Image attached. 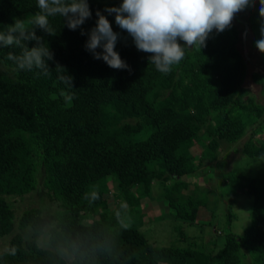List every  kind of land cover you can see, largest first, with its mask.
Wrapping results in <instances>:
<instances>
[{
    "label": "trees",
    "instance_id": "16d2710c",
    "mask_svg": "<svg viewBox=\"0 0 264 264\" xmlns=\"http://www.w3.org/2000/svg\"><path fill=\"white\" fill-rule=\"evenodd\" d=\"M88 3L92 16L75 31L60 16L49 18L55 36L36 30L54 53V60L47 61L51 75L37 68L18 69L7 55H19L21 49L0 46V63L10 70L0 68V238L10 236L0 250V264H264V176L223 173L230 193L243 191L251 197L252 219L242 233H226L215 251L158 246L139 227V205L151 196L156 180L175 219L210 224L214 212L205 195L197 186L189 190L203 160H217L221 142H236L249 127L254 134L264 133V103L243 85L249 55L240 26L232 22L223 32L213 30L206 46L186 50L183 61L165 75L148 64L150 54L136 49L114 14L104 11L122 0ZM259 7L255 0L243 10L249 12L254 41L261 38L264 24ZM97 10L119 34L115 50L128 69H113L86 50ZM38 11L37 0H0V32L14 18L29 19ZM260 56L264 64V54ZM57 63L73 78V88L58 79L66 73H57ZM252 79L264 90V72H253ZM61 90L73 94L70 108L64 107ZM53 94L57 99L50 98ZM197 146L199 155L192 151ZM243 151L250 158L264 157V138L255 142L249 137ZM39 170L43 189L58 207L50 215L55 223L49 225L40 207L25 208L16 217L5 197L36 189ZM93 190L100 198L89 203L85 193ZM121 203L128 206L123 214L128 228L115 217ZM202 208L210 217L204 222ZM135 213L139 224L130 221ZM44 237L48 246L40 242ZM204 237L215 243L201 232ZM13 246L16 254L9 255Z\"/></svg>",
    "mask_w": 264,
    "mask_h": 264
},
{
    "label": "clouds",
    "instance_id": "9594fccd",
    "mask_svg": "<svg viewBox=\"0 0 264 264\" xmlns=\"http://www.w3.org/2000/svg\"><path fill=\"white\" fill-rule=\"evenodd\" d=\"M254 4L255 0H122L118 7H106L104 11L114 14L116 25L127 32L138 51L150 54L148 64L167 75L183 61L186 50H200L206 46L213 30L223 32L230 28L234 14ZM259 4V16L264 21V0H259ZM37 6L39 11L31 18H14L13 23L7 25V31L0 32V46L21 49L19 55L12 52L7 55L18 69L30 71L37 68L43 74L51 75L47 61L54 60V53L36 30L55 36L56 31L49 18L60 16L66 26L75 31L91 18L92 12L88 0H37ZM96 17L95 26L87 33L86 50L94 59H102L113 69H128L115 50L119 34L113 31L110 21L100 10L96 11ZM81 35H85L83 30ZM29 41H35V46L29 47ZM180 41L184 42L183 45ZM255 46L264 54V24L261 26V38L255 41ZM98 48L102 51L97 52ZM55 70L66 73L58 75V79L73 88V78L66 69L57 63ZM59 95L63 97L64 107L70 108L73 94L61 90ZM50 98L57 99V96L53 94ZM84 198L92 203L100 198L99 192L85 193ZM127 207L126 203H121L115 212L116 220L123 228L130 227L123 215ZM16 251L15 246L7 249L9 255H15Z\"/></svg>",
    "mask_w": 264,
    "mask_h": 264
},
{
    "label": "rangeland",
    "instance_id": "374dc122",
    "mask_svg": "<svg viewBox=\"0 0 264 264\" xmlns=\"http://www.w3.org/2000/svg\"><path fill=\"white\" fill-rule=\"evenodd\" d=\"M259 14V8L256 9ZM237 15L240 19H244L247 23L249 12H239ZM237 23L241 31L243 30V24L239 23L237 18L234 17L233 21ZM249 25V24H248ZM255 35L248 28L245 45L243 49L248 51V74L243 82V85L247 87L250 94L253 95L256 100L264 103V90L261 84L254 82L252 79V73L258 71L264 72V64L261 61V52L253 44ZM258 40V39H257ZM242 48V43H241ZM0 68L7 70L5 66L0 63ZM10 72V70H7ZM253 137V140L257 142L260 138H264V133H253L252 128H248L247 132L236 142H221L217 150V160L209 161L203 160V164L199 167V173L192 180L189 186V190L197 186L200 195L204 194L208 208L214 212V219L209 224H189L180 219H175L171 213L172 209L165 206L161 194L163 192V185L159 181H154L151 189V196L142 199L139 205L143 213L141 217V225L139 226L145 236L158 246H191L200 247L206 246V248H212L217 250L224 241V236L228 232L242 233L244 228L250 223L251 216V197L243 191H237L232 194L226 186V182L223 178V173L227 171H236L238 173H248L253 175L264 176V157L250 158L247 157L243 151L244 142ZM200 146L195 147L192 151L199 155L201 151ZM43 171L39 170L37 173V187L31 192L23 195H6V200L9 201L16 217L22 213L25 208L28 207H40L43 210L44 217L47 225L55 223L50 215L54 213L58 207L55 201H52L45 190L42 187ZM109 188L113 191L112 183H109ZM110 209H113V197L112 193L105 195ZM169 212V213H168ZM201 220L209 219V211L202 208ZM230 213V214H229ZM229 215V216H228ZM137 214H133L130 221H135L139 224V218ZM48 227V226H47ZM216 228L217 231H214ZM15 231H20L16 230ZM23 232V231H22ZM212 236L215 239L216 246L211 240L207 243L205 237ZM220 232V233H218ZM24 234H28L24 232ZM10 236L0 238V250L7 247ZM41 244L48 246L46 237L41 239ZM245 252L244 249H242ZM62 254L69 259L68 254L62 251ZM246 257L248 253L246 252ZM245 261V257H244ZM246 263L249 264L246 260Z\"/></svg>",
    "mask_w": 264,
    "mask_h": 264
},
{
    "label": "water",
    "instance_id": "95a60500",
    "mask_svg": "<svg viewBox=\"0 0 264 264\" xmlns=\"http://www.w3.org/2000/svg\"><path fill=\"white\" fill-rule=\"evenodd\" d=\"M234 17L237 18L239 23L243 24V30H242V43L244 44L245 37L249 28L248 23L244 19H240V17L237 14H234Z\"/></svg>",
    "mask_w": 264,
    "mask_h": 264
}]
</instances>
